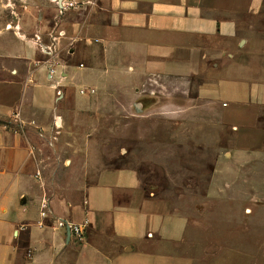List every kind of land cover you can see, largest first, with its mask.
I'll return each instance as SVG.
<instances>
[{
  "label": "crops",
  "instance_id": "1",
  "mask_svg": "<svg viewBox=\"0 0 264 264\" xmlns=\"http://www.w3.org/2000/svg\"><path fill=\"white\" fill-rule=\"evenodd\" d=\"M59 3L72 7L46 0L32 28L0 30V264H194L189 249L210 230L178 210L169 179L143 184L137 163H212L208 182L193 179L195 196L212 195L215 224L254 231L264 217V0ZM99 123L109 124L102 134ZM115 132L123 165L66 193L47 180L40 163L52 161L32 134L70 151L64 163L79 152L101 163L93 152ZM56 220L86 222L83 242Z\"/></svg>",
  "mask_w": 264,
  "mask_h": 264
},
{
  "label": "rangeland",
  "instance_id": "2",
  "mask_svg": "<svg viewBox=\"0 0 264 264\" xmlns=\"http://www.w3.org/2000/svg\"><path fill=\"white\" fill-rule=\"evenodd\" d=\"M43 1L46 0H0V30L9 28V31H16L17 28L22 30L32 28L31 24L36 21L38 14L37 7ZM107 126L109 124L104 126V123H99L98 133L102 134L103 129ZM55 127L58 128L53 124V130L50 127L49 133L54 135ZM32 137L41 144L43 149L47 150L45 154L52 161V163H40L41 167L45 166L47 180L52 181L56 190L63 193L91 184L100 170L123 165V163H117L116 132L105 139L107 142L105 147H108L109 150L102 151L99 146L100 150L93 152V158L101 163H83L85 153L82 152L74 153V157H71V159L75 158L73 162L64 163L65 160H70L69 156L72 154L70 151L65 153L60 150V147L55 151V147L49 148L43 139L37 140L34 134ZM54 143L58 145L59 141H54ZM129 165H135V163H128L127 166ZM168 165L169 171H167ZM135 167L137 170L139 169V176L145 185L151 183L163 187L167 186L165 181L169 179V194L173 196L178 210L187 213L190 220L196 225H203L202 229L205 226L210 230L197 232V236L201 237L199 247L189 249L190 255L196 258L194 264H264V229L262 228L264 217L257 220L259 223L255 225L254 231L250 230L247 233L244 231L245 221L242 222V228L234 229V227L231 230V225L227 223L221 222V226L218 224L223 218L214 215L212 195L204 200L195 196L197 185L194 184L195 180L193 179L201 177L206 180L205 182H208L212 163H137ZM59 177L63 180L61 183L58 181ZM176 185L186 188H183V191H177L173 189ZM193 206L201 207L199 214L194 212ZM239 218L245 220L244 217L239 216ZM246 218L250 219V217ZM216 221L218 223L215 224ZM190 234L192 236L193 233Z\"/></svg>",
  "mask_w": 264,
  "mask_h": 264
},
{
  "label": "built area",
  "instance_id": "3",
  "mask_svg": "<svg viewBox=\"0 0 264 264\" xmlns=\"http://www.w3.org/2000/svg\"><path fill=\"white\" fill-rule=\"evenodd\" d=\"M53 3L56 4L58 7L59 13H62L67 7H72V4L67 3V4H60L59 0H51ZM53 73V71H50V75ZM83 93V91H80ZM93 92V91H90ZM16 121H18L17 116L15 117ZM57 126V124H56ZM48 202L46 199H43L40 203V217L42 219L47 218L48 214ZM55 228L58 230H62L65 234L66 237L72 238L74 242L76 243H82L84 240V233H85V227H86V222H84L81 225L78 224H73L71 222H68L66 220H56L55 222Z\"/></svg>",
  "mask_w": 264,
  "mask_h": 264
}]
</instances>
